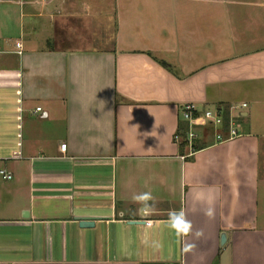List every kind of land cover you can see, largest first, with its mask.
<instances>
[{
    "label": "crops",
    "instance_id": "obj_1",
    "mask_svg": "<svg viewBox=\"0 0 264 264\" xmlns=\"http://www.w3.org/2000/svg\"><path fill=\"white\" fill-rule=\"evenodd\" d=\"M0 166V264H264V0H0Z\"/></svg>",
    "mask_w": 264,
    "mask_h": 264
},
{
    "label": "built area",
    "instance_id": "obj_2",
    "mask_svg": "<svg viewBox=\"0 0 264 264\" xmlns=\"http://www.w3.org/2000/svg\"><path fill=\"white\" fill-rule=\"evenodd\" d=\"M16 45L20 47L21 43L17 42ZM246 105V103L241 104L242 107ZM37 110L41 111L42 109L41 107H37ZM180 110L182 118L188 124L186 134L191 152L195 151L193 147L194 142L198 141L207 129L216 130L215 136L218 141L230 140L240 135L235 117L230 115L226 119V115L218 108L201 111L195 103L187 102L181 106ZM175 138L177 142H180L179 133H176ZM66 148L67 143H62L61 150L65 151ZM20 155V152L14 154L15 157H20ZM0 177L4 180H10L14 175L8 168L0 166Z\"/></svg>",
    "mask_w": 264,
    "mask_h": 264
},
{
    "label": "clouds",
    "instance_id": "obj_3",
    "mask_svg": "<svg viewBox=\"0 0 264 264\" xmlns=\"http://www.w3.org/2000/svg\"><path fill=\"white\" fill-rule=\"evenodd\" d=\"M154 197L151 195L150 192L142 193L139 196L133 197L135 202L141 203L143 208L154 207L153 205H149L148 201H154ZM143 210V209H142ZM206 215L211 217L213 215L212 210H208ZM169 228L175 231L176 236L178 239L183 240L184 238L188 237L193 231V225L190 220L187 219L185 212L183 209L180 211L172 210L169 213ZM203 235L202 230H198L195 232L196 238H199ZM195 245L193 244H186L184 247V251H190L194 248Z\"/></svg>",
    "mask_w": 264,
    "mask_h": 264
},
{
    "label": "trees",
    "instance_id": "obj_4",
    "mask_svg": "<svg viewBox=\"0 0 264 264\" xmlns=\"http://www.w3.org/2000/svg\"><path fill=\"white\" fill-rule=\"evenodd\" d=\"M226 119H228V118H226ZM187 128H188V124L187 125L184 124V125L179 127L178 132H177L180 135V142H178L179 148H180V153L185 155V156L188 153V149H189V141L187 139V134H186ZM193 147L196 151V150L200 149L201 146H200L199 142H197V140H196V142H194V144H193Z\"/></svg>",
    "mask_w": 264,
    "mask_h": 264
},
{
    "label": "water",
    "instance_id": "obj_5",
    "mask_svg": "<svg viewBox=\"0 0 264 264\" xmlns=\"http://www.w3.org/2000/svg\"><path fill=\"white\" fill-rule=\"evenodd\" d=\"M81 220L80 222V225H86V226H89V225H92V221H93V218H87V217H80L79 218ZM133 222H138V220H133ZM224 240H226V235L223 233L222 234V242H224Z\"/></svg>",
    "mask_w": 264,
    "mask_h": 264
},
{
    "label": "rangeland",
    "instance_id": "obj_6",
    "mask_svg": "<svg viewBox=\"0 0 264 264\" xmlns=\"http://www.w3.org/2000/svg\"><path fill=\"white\" fill-rule=\"evenodd\" d=\"M261 99V98H260ZM236 121L238 122V118L236 119ZM239 125V124H238ZM263 185H264V183H263Z\"/></svg>",
    "mask_w": 264,
    "mask_h": 264
}]
</instances>
